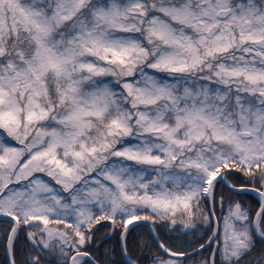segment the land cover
<instances>
[{"label": "snow or ice", "instance_id": "1", "mask_svg": "<svg viewBox=\"0 0 264 264\" xmlns=\"http://www.w3.org/2000/svg\"><path fill=\"white\" fill-rule=\"evenodd\" d=\"M0 264H264V0H0Z\"/></svg>", "mask_w": 264, "mask_h": 264}]
</instances>
